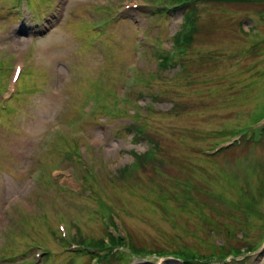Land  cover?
<instances>
[{
	"label": "rangeland",
	"instance_id": "rangeland-1",
	"mask_svg": "<svg viewBox=\"0 0 264 264\" xmlns=\"http://www.w3.org/2000/svg\"><path fill=\"white\" fill-rule=\"evenodd\" d=\"M183 2L0 0V264H264V0Z\"/></svg>",
	"mask_w": 264,
	"mask_h": 264
},
{
	"label": "trees",
	"instance_id": "trees-1",
	"mask_svg": "<svg viewBox=\"0 0 264 264\" xmlns=\"http://www.w3.org/2000/svg\"><path fill=\"white\" fill-rule=\"evenodd\" d=\"M192 2H193V0H184L183 3H181L177 6H172V7L166 6L165 8H162V10L164 12L165 11L169 12L171 8L176 9L178 7L185 10V17L184 18H186V21H187V23L190 24V26L184 28V30H181V32L179 31L176 34L175 41H176V44H177V47L179 48V50H183V49L186 50V47L189 46V44L192 40V36L197 29V27L193 26V23H191V22H193L192 19H194V16L196 14L195 10H193V8L191 9V3ZM189 24H186V25H189ZM159 61L161 62V64H165L166 62H168L169 64L171 63V60H169L167 55H161ZM130 129L134 130V127L131 126ZM260 130H262V138L264 139V125L262 126V129H260ZM134 137L136 139L138 138V136H136V134L134 135ZM147 151L148 152L141 153V154L134 152L136 159L139 160V164L143 160L147 161V159L149 158L150 151L149 150H147ZM126 168H127V166H126ZM40 181H45L44 176L41 178ZM76 235H77V233H76ZM80 238H81V240H79L78 242L80 244H83L85 246V248L77 249L76 254L78 255L80 253H83V254L88 255L90 261H95L92 264H103V263L104 264H111L112 259L116 260L113 258V256L115 255V252L117 251L119 253V251L122 250L121 248L124 244V237L123 236L116 235L115 233H113L112 231L107 230V229H106V234L102 238H99V239H94V238L86 239V237H84V238L80 237ZM83 241H84V243H83ZM86 243H88V245H85ZM133 248L136 250L135 247H133ZM46 253H48V252H46ZM227 253H228V251L225 252L222 256H225ZM242 253H243V251H242ZM76 254H75V256H76ZM172 254H174L175 256H180V254H181L184 258L183 260H185L187 262L189 261L188 264H194V260H196L198 258L196 256H193V253H186L184 251H182V253H180V254L176 253V252H172ZM196 254H198V253L196 252ZM119 260H121V259H119ZM72 262L73 261L71 260V262H69V264H72Z\"/></svg>",
	"mask_w": 264,
	"mask_h": 264
}]
</instances>
